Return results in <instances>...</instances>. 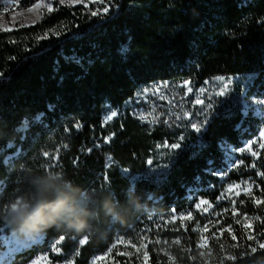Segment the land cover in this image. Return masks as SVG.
<instances>
[{
  "label": "trees",
  "instance_id": "1",
  "mask_svg": "<svg viewBox=\"0 0 264 264\" xmlns=\"http://www.w3.org/2000/svg\"><path fill=\"white\" fill-rule=\"evenodd\" d=\"M101 9L57 2L35 23L0 32V236L32 235L8 212L35 202V181L78 190L74 213L9 264H90L110 253L109 264H140L121 249L137 241H152L150 264H264V149L238 152L264 127L241 104L264 98V0H112ZM219 77L234 83L201 104L189 95L175 107L179 119L164 109L155 123L138 117L150 86L184 97ZM172 144L180 147H164ZM246 182L253 189L234 208L222 201ZM200 201L221 222L205 258L196 228L212 216L195 213ZM189 213L193 221H172Z\"/></svg>",
  "mask_w": 264,
  "mask_h": 264
},
{
  "label": "rangeland",
  "instance_id": "2",
  "mask_svg": "<svg viewBox=\"0 0 264 264\" xmlns=\"http://www.w3.org/2000/svg\"><path fill=\"white\" fill-rule=\"evenodd\" d=\"M112 1V0H111ZM60 3L64 5L69 6H95L99 9L102 7V11L107 6L109 8L111 2L109 0H103V2H99V0H78V2H69V0H40L33 6L27 8V9H20V3L21 0H11L10 3H0V32H9L13 29H15L18 26H28L33 23H35L42 14L49 12V7L53 8L54 3ZM31 9V11H29ZM102 13H105L104 11ZM228 79H231V84L228 86V88L225 90V93L227 90L233 85L234 80L232 78H225L224 81H220L218 79L214 80L212 83L209 84L207 89L204 90H198L194 91L191 88L186 89L185 96L180 97L174 94V92L170 91V88H167L165 90L164 85H153L147 88L146 90L141 93L136 101V104L139 105V111L137 112L138 117L144 121V122H150L155 123L160 116V112L162 109L165 111L171 112V117L175 119H179V110H176V106L178 104L185 105L187 103V97L189 95L195 96V98L198 100H201L202 102H208L207 99H211L214 96H221L217 95L216 93L220 92V90L224 87V83L228 81ZM196 100V101H197ZM263 99H257L255 97H250L249 99H243L241 104L244 113L247 111H252L253 115L260 119L261 121H264V104L259 103V101H262ZM210 101V100H209ZM198 104V103H197ZM142 105V106H140ZM264 129L261 128L260 131ZM253 141H256L255 143L248 142L246 145L242 148L241 151L243 154H246L248 156H252L257 158L259 156V153L264 149L261 148L260 145L264 144V138L260 137V132L258 134V137L254 139ZM238 186V187H237ZM253 189V183H240V184H234L227 187L225 194L223 195L222 201H226L232 204L238 199L241 195H247L249 194ZM200 203V202H199ZM198 203V204H199ZM217 207L212 205L211 203L207 204H200V207L195 209V213H197L200 216H212L210 219L208 218V221L205 223V225H197V232L199 234V253L201 257L205 258L208 257L209 253V241H215L218 239V231L219 227H221V222H216L217 218L214 211H216ZM177 219L181 220H189L193 221L194 216L191 214L190 216L188 214L180 216L178 218H174L172 221H176ZM244 224L247 229L251 228L252 222L251 220L244 218L243 219ZM217 230V231H216ZM26 240L28 238H31L30 243H28L25 247L19 248L17 250V245L15 240ZM40 236L36 235H27L24 234L23 236H17L14 233H10L8 235L0 236V252L8 253L10 255V260L19 251H22L23 249L31 246L32 244L39 242ZM152 243V241H137L134 244L133 243H123L121 245V249L123 250H131L136 254L137 260L140 264H150L149 258L147 256V247L148 245ZM165 243H161V250L164 253V246ZM167 246V245H166ZM165 246V247H166ZM111 254V253H110ZM105 255L103 257H96L93 260H91L90 264H109L111 263V255ZM10 262V261H9ZM8 262V264H9ZM49 259L45 256L39 257L38 259L32 261L30 264H50ZM0 264H5V261L3 259H0Z\"/></svg>",
  "mask_w": 264,
  "mask_h": 264
},
{
  "label": "clouds",
  "instance_id": "3",
  "mask_svg": "<svg viewBox=\"0 0 264 264\" xmlns=\"http://www.w3.org/2000/svg\"><path fill=\"white\" fill-rule=\"evenodd\" d=\"M34 203L20 199L9 205V217L27 233L39 236L49 230L57 220L71 216L77 189L71 182L65 181L63 186L55 183L52 178L44 177L34 182ZM70 227L80 229L82 223L72 222Z\"/></svg>",
  "mask_w": 264,
  "mask_h": 264
},
{
  "label": "snow or ice",
  "instance_id": "4",
  "mask_svg": "<svg viewBox=\"0 0 264 264\" xmlns=\"http://www.w3.org/2000/svg\"><path fill=\"white\" fill-rule=\"evenodd\" d=\"M11 0H0V3H10ZM63 2V0H62ZM69 2H78V0H69ZM99 2H103V0H99ZM109 2H111V0H109ZM85 7H87V5H85ZM29 11H31V9H29ZM49 11H51V8L49 7ZM103 11L105 13L108 12V7L105 6V8L103 9ZM92 16H96L97 15V12L96 11H93L91 13ZM218 80L220 81H224L225 78L223 77H219L217 78ZM231 84V79H228V81L226 83H224V87L220 90V92L216 93L217 95H223L225 93V90L228 88V86ZM196 103L198 104H201L203 103L201 100H197ZM259 103L261 104H264V100L262 101H259ZM208 107H211V105H209ZM117 113L116 112H112L111 115L109 116H106L105 117V121L107 122V120H110L112 119V117L116 116ZM39 118V117H37ZM79 124L75 125V127L79 128ZM192 127L195 131L197 132H200L201 131V128H202V123L200 124H197V123H193L192 124ZM260 137L264 138V129H262L260 131ZM256 141H252L251 143H255ZM164 147H169L171 149H178L180 147V144H172V145H164ZM261 148H264V144H261L260 145ZM43 155H45V157L48 156V153H44ZM149 163H151V161H149ZM127 171V170H125ZM105 180H107V177H105ZM238 187V186H237ZM208 202L207 201H200L199 204L196 205L197 208L200 207V204H207ZM189 216L191 215L190 213L188 214ZM235 238V237H234ZM64 239V237H60V239L56 242L57 244L60 243L62 240ZM249 239H254V237L252 236H249ZM31 241V238H28L26 240H20V239H16L15 242H16V245H17V250H19V248H22V247H25L28 243H30ZM87 242V238H83L82 240L79 241L80 245L82 246L83 244H85ZM260 248L264 249V243H261L259 245ZM54 250L55 251H58V249L55 248L54 246ZM256 247H252L251 248V251L254 253L256 252ZM109 252H111V249H109ZM0 259H3L5 261V264H8V262L10 261V255L8 253H3V252H0Z\"/></svg>",
  "mask_w": 264,
  "mask_h": 264
},
{
  "label": "bare ground",
  "instance_id": "5",
  "mask_svg": "<svg viewBox=\"0 0 264 264\" xmlns=\"http://www.w3.org/2000/svg\"><path fill=\"white\" fill-rule=\"evenodd\" d=\"M3 236V235H2Z\"/></svg>",
  "mask_w": 264,
  "mask_h": 264
}]
</instances>
